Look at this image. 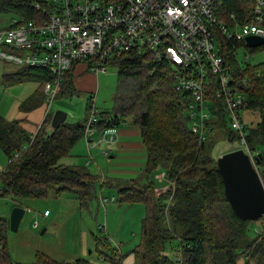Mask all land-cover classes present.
<instances>
[{
	"label": "trees",
	"instance_id": "16d2710c",
	"mask_svg": "<svg viewBox=\"0 0 264 264\" xmlns=\"http://www.w3.org/2000/svg\"><path fill=\"white\" fill-rule=\"evenodd\" d=\"M225 2L230 11H235L236 3L245 0ZM1 16L33 19L35 13L32 0H0ZM260 50H264V46L253 52ZM225 58L236 65L233 47L230 45L226 47ZM146 62L144 58L118 54L108 65L118 68L119 86L113 99L112 112H100V122L96 128L98 131L115 128L126 122L128 117L132 118V124L137 125L141 131L147 151V164L140 178L128 181L122 187L119 186L118 190L120 203L144 207L140 242L132 251L124 254L118 247L112 246L107 238L95 237L101 264H122L128 253L134 254V264H180V261L177 263L165 253L166 244L175 239L166 228L161 229L166 201L172 191L159 198L153 194L156 188L153 177L160 171L165 172L166 179L176 183L174 201L178 204L170 210V216L174 218L175 225L179 224L183 228L181 264H250L246 250H252V245L245 244L247 241L241 242L244 236L249 240H262L263 244L254 248L250 256L252 254L256 259L260 256L264 260V218L253 223L241 221L233 214L224 195L217 159L213 157L219 141H235V136L224 130L199 145L197 137L188 129L183 96L174 92L170 81L157 71L149 75L151 68ZM261 67L257 70L259 76L252 82L247 107V113L253 117L258 116V121L247 123V142L254 152V167L264 183V64ZM246 72L251 73L253 70ZM71 74L72 70L67 72L58 95L72 96L76 92ZM51 78L49 72L43 69L20 68L14 73L5 74L3 82L7 85L24 82L39 84V88L21 103L22 111L28 112L42 101L45 102L44 85ZM129 81L132 83L128 84ZM89 107L90 101L86 110L89 111ZM50 117L52 113L33 141L32 135L28 136L19 128L18 122L3 127L0 119V148L8 158L7 167L0 172V197L12 196L27 200L46 198L50 192L56 196L69 193L76 195L81 207L87 208L95 198V184L99 183V178L85 166H66L62 161L84 138L88 118L73 124L66 121L56 130H51ZM16 154L19 156L14 158ZM207 214L220 221L219 228L206 227L203 221ZM252 224L255 226L251 230L246 229ZM8 232L9 217L0 218V264H17L12 261L7 248ZM217 239L221 240V244L215 250L211 244L217 243ZM33 264L92 263L85 259L75 263H58L46 256L37 255Z\"/></svg>",
	"mask_w": 264,
	"mask_h": 264
},
{
	"label": "built area",
	"instance_id": "2783aa9c",
	"mask_svg": "<svg viewBox=\"0 0 264 264\" xmlns=\"http://www.w3.org/2000/svg\"><path fill=\"white\" fill-rule=\"evenodd\" d=\"M225 1L32 0L33 19L13 18L0 29L1 62L43 69L52 77L44 85L45 115L31 141L50 115L68 71L83 63L95 75L105 74L115 55L126 54L144 58L149 75L157 71L183 96L188 129L200 145L228 131L235 136L232 151L242 150L254 165L244 114L259 73L228 62L225 50L230 45L235 54L237 44L251 51L264 46L251 48L245 42L259 32L264 39V0L236 3L235 11ZM89 109L85 138L98 130L100 122L91 100ZM86 145L92 160L93 144ZM165 180L163 173L159 181Z\"/></svg>",
	"mask_w": 264,
	"mask_h": 264
},
{
	"label": "rangeland",
	"instance_id": "374dc122",
	"mask_svg": "<svg viewBox=\"0 0 264 264\" xmlns=\"http://www.w3.org/2000/svg\"><path fill=\"white\" fill-rule=\"evenodd\" d=\"M13 18L15 17L1 16L0 29L7 27ZM234 57L239 67L245 71L251 69L257 72L264 64V50L253 52L244 45L238 46ZM19 69L16 65L0 61V119L3 121V127L13 122L23 121L21 126L25 128L26 133L32 134L43 121L47 103L42 101L33 111H22L20 104L39 88V84L37 82H24L7 85L3 82L5 74L14 73ZM88 72L87 74H93L94 76L92 75L89 81L84 79L83 83L78 86L79 88L76 87V92L72 96L58 95L51 104V113L62 111L67 114L68 122H80L89 116L90 109L89 111L86 110V106L90 100L99 114L103 111L112 112L113 99L119 86L118 68L111 66L108 68L107 73L98 75V78L93 72ZM129 83L132 82L129 81ZM244 118L247 123L251 120L255 123L258 121V116L254 115L253 117L247 112L244 114ZM126 120L129 123L133 122L130 117ZM119 126L123 127V125ZM156 126H158L157 122ZM86 147L85 140L82 139L71 149L69 156L62 161V164L66 166H84L82 163L86 161L90 164L87 166L90 173H94L98 177L103 174L110 179L107 180L104 186H100V183L95 184V198L87 208L81 207L76 195L69 193L56 196L53 192H50L46 198L27 200L12 196L0 197V218L9 217L14 207L25 209V214L17 232L9 230L7 234V248L14 263L33 264L37 260V255H43L58 263H75L77 260L85 259L92 264H101V258L95 245V237L107 238L112 246L118 248L120 246L119 250L124 254L130 252L139 244L141 221L145 212L142 205H128L118 201V191L115 184L121 183L120 179L125 180L127 178L125 174L119 177V180L113 178V173L117 171L116 167L120 165L121 159L111 160L104 157L107 155H104L102 150H99V153L96 154L93 151L94 149H91L92 160H90ZM235 147V141L221 140L215 147L213 157L218 159ZM24 149H26V146ZM7 164L8 158L0 148V172L7 167ZM111 170L113 173L109 172L107 175V172ZM153 178L156 185L153 191L154 196L159 198V196L172 191L166 201V212L163 213L161 229L166 228L168 233L175 239L172 243L166 244L165 253L170 252L168 256L177 263L180 261L181 264L183 258L181 249L183 228L179 224L175 225L174 218L170 216V210L178 204L177 201H174L176 183L169 179L160 182L155 175ZM102 198L109 201L102 203ZM111 198H114V200L111 201ZM46 210L50 214L49 216H44ZM35 223L37 227H34ZM203 223L208 229L219 228L220 225V221L209 214L205 216ZM254 226L252 224L251 227L247 226L246 229L251 230ZM244 241H247L245 244L252 245V250H246L250 264H264V260L260 256L257 259L252 254L250 256V252L252 253L254 248L263 244L262 240L260 238L249 240L244 236L241 242ZM217 243L211 244L215 250H218L217 246L221 244V240L217 239ZM99 248L102 249L101 246Z\"/></svg>",
	"mask_w": 264,
	"mask_h": 264
},
{
	"label": "water",
	"instance_id": "95a60500",
	"mask_svg": "<svg viewBox=\"0 0 264 264\" xmlns=\"http://www.w3.org/2000/svg\"><path fill=\"white\" fill-rule=\"evenodd\" d=\"M259 32L256 36L245 39L251 48H258L264 43ZM67 120V114L55 111L50 128L56 130ZM217 168L221 176L225 198L233 214L241 221L256 223L264 218V184L259 172L248 155L242 150L231 151L217 159ZM25 214L22 207H14L9 215V230L17 232Z\"/></svg>",
	"mask_w": 264,
	"mask_h": 264
},
{
	"label": "crops",
	"instance_id": "0c3cea01",
	"mask_svg": "<svg viewBox=\"0 0 264 264\" xmlns=\"http://www.w3.org/2000/svg\"><path fill=\"white\" fill-rule=\"evenodd\" d=\"M87 73H89V72L86 68V65L83 63L76 64L73 67L71 76H72L73 85H74L75 90L77 89L76 87H78L81 83H83L84 79L88 80V81L91 79L90 77H92L93 74H87ZM84 75H87V76H84ZM95 76H96V78H98L97 75H95ZM28 98H26L25 100H27ZM43 103H44V101H43ZM28 112H30V111H28ZM22 122H18L19 128L22 129L26 133L25 128L23 126H21ZM71 124H73V123H71ZM119 125H123V127H121ZM119 125L115 128L103 129V130H99V131L96 130L90 136H87L86 138L84 136V138H83L85 140V146H87L86 141L92 142L93 145L91 146L92 147L91 149H94L93 151L96 154L99 153V150H102L103 154L108 153L107 156L103 155L104 157H108L111 160L119 159V158L121 159L120 165H118L116 167L117 171H115L114 173L112 170L107 172V175L109 174V172L113 173V175H114L113 178L115 177L118 179L119 177H122L123 174H125V176L127 177L125 180L120 179L121 183L118 182L115 184V187L117 186V191L119 190L118 185H120V187H122L128 181L134 180L136 178H140L142 173L144 172V170L146 168V164H147V151H146V147H145L143 140H142V137H141L140 128L137 125H134V124L129 123V122H122ZM36 130H37V127H36ZM34 133L35 132H33L32 134H28V133L27 134H28V136H31ZM86 148H87V152H88V149H89L88 146ZM88 155H89V153H88ZM113 155H115V157H113ZM79 163L80 162L78 161V164ZM82 164H84L85 167L90 165L86 161ZM100 173H102V172L100 171ZM163 173H165V172L160 171V172L156 173L155 174L156 178L159 180V176ZM91 174L98 177V175H96L94 173H91ZM98 178H99L98 181L100 183V186H104L105 183L107 182V180H110L109 178L106 177V175H103V174H101V176H99ZM128 205H133V204H128ZM142 208H144V207H142ZM49 215L50 214H48V216ZM144 215H145V213H144ZM119 248H120V246H119ZM169 253L170 252H168L166 254L168 255ZM134 260H135L134 254L128 253L127 257L124 258L122 264H134Z\"/></svg>",
	"mask_w": 264,
	"mask_h": 264
},
{
	"label": "clouds",
	"instance_id": "9594fccd",
	"mask_svg": "<svg viewBox=\"0 0 264 264\" xmlns=\"http://www.w3.org/2000/svg\"><path fill=\"white\" fill-rule=\"evenodd\" d=\"M52 115H53V113H52ZM38 126H39V125H38ZM38 126H37V127H38Z\"/></svg>",
	"mask_w": 264,
	"mask_h": 264
}]
</instances>
